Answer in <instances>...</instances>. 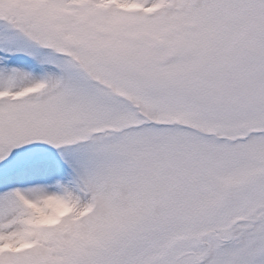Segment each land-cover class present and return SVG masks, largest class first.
<instances>
[{
	"label": "snow or ice",
	"instance_id": "1",
	"mask_svg": "<svg viewBox=\"0 0 264 264\" xmlns=\"http://www.w3.org/2000/svg\"><path fill=\"white\" fill-rule=\"evenodd\" d=\"M0 264H264V0H0Z\"/></svg>",
	"mask_w": 264,
	"mask_h": 264
}]
</instances>
